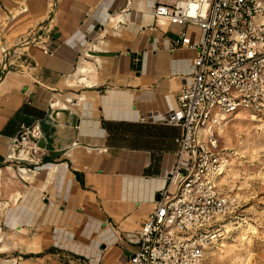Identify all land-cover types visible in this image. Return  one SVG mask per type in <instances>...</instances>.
<instances>
[{"label":"crops","instance_id":"obj_1","mask_svg":"<svg viewBox=\"0 0 264 264\" xmlns=\"http://www.w3.org/2000/svg\"><path fill=\"white\" fill-rule=\"evenodd\" d=\"M175 2L0 0V264H130L203 34L156 16ZM36 122L41 158L12 145Z\"/></svg>","mask_w":264,"mask_h":264},{"label":"built area","instance_id":"obj_2","mask_svg":"<svg viewBox=\"0 0 264 264\" xmlns=\"http://www.w3.org/2000/svg\"><path fill=\"white\" fill-rule=\"evenodd\" d=\"M155 14L203 34L193 41L182 31L177 40L196 51L177 109L161 118L182 127L180 147L155 209L136 232L130 264H205L240 207L223 185L220 134L240 111L264 113V0H176L158 4ZM43 136L40 123L23 125L12 145L41 158Z\"/></svg>","mask_w":264,"mask_h":264},{"label":"rangeland","instance_id":"obj_3","mask_svg":"<svg viewBox=\"0 0 264 264\" xmlns=\"http://www.w3.org/2000/svg\"><path fill=\"white\" fill-rule=\"evenodd\" d=\"M254 115L238 112L220 134L232 167L224 173L223 185L238 196L240 207L226 221L205 264H264V113ZM223 241L222 253L214 251Z\"/></svg>","mask_w":264,"mask_h":264},{"label":"bare ground","instance_id":"obj_4","mask_svg":"<svg viewBox=\"0 0 264 264\" xmlns=\"http://www.w3.org/2000/svg\"><path fill=\"white\" fill-rule=\"evenodd\" d=\"M255 116V115H254ZM226 130V129H225ZM226 132V131H225ZM229 168L231 167V162H225V166H224V173H226L228 170H230ZM227 244V241H223V244H221L218 249H214V251H220V253H222V250H224L225 246ZM239 258V257H238ZM242 258V257H241Z\"/></svg>","mask_w":264,"mask_h":264}]
</instances>
